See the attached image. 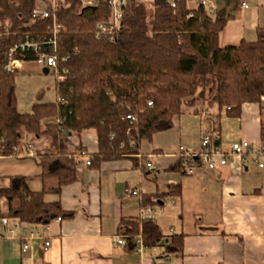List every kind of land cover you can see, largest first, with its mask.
Returning <instances> with one entry per match:
<instances>
[{
	"label": "trees",
	"instance_id": "16d2710c",
	"mask_svg": "<svg viewBox=\"0 0 264 264\" xmlns=\"http://www.w3.org/2000/svg\"><path fill=\"white\" fill-rule=\"evenodd\" d=\"M35 1L0 0V155L33 158L43 188L32 190L24 175L6 176L9 184L0 186V198H5L9 212L0 218L43 224L72 218V211L44 196L75 182L85 147L74 145L73 137L89 129L98 137L90 166L123 157L136 164L141 140L170 129L184 106L201 101L216 105L219 114L239 118L244 103L261 105L264 26L257 27L254 40L221 45L219 36L227 23L221 14L210 16L202 6L189 7L186 0L175 7L168 0H129L114 36L96 37L98 24L109 18L107 4L82 9L73 1L59 12L66 30L60 37L55 99L44 101L45 91H39L31 112L22 113L16 95L19 69L10 71L6 65L11 46L46 32L48 21L32 18ZM213 116L219 124L220 115ZM33 138H44L47 145L27 155ZM261 140L264 145V122ZM178 186L171 185L169 193L177 195ZM119 227L128 250L136 247L139 234L147 246L163 240L164 253L182 250L183 235H165L157 221L123 219Z\"/></svg>",
	"mask_w": 264,
	"mask_h": 264
},
{
	"label": "crops",
	"instance_id": "0c3cea01",
	"mask_svg": "<svg viewBox=\"0 0 264 264\" xmlns=\"http://www.w3.org/2000/svg\"><path fill=\"white\" fill-rule=\"evenodd\" d=\"M230 1L215 0L218 14L227 18L220 44L239 43L247 29L254 34L247 40H254L257 27L264 26V0H250L246 10L240 9L238 0L233 12L238 14L236 19L230 17ZM37 93L25 108L17 101L18 110L31 112ZM45 96L46 93L44 101L55 99ZM217 114L219 142L225 149L241 140L262 143L264 96L261 105L244 103L239 118L228 117L224 111L219 114L216 105L197 102L184 106L170 129L156 133L150 140H141L138 163L123 157L95 167L86 165L83 157L74 183L64 186L60 193L45 194V201H59L64 209L74 213L72 218H56L43 224L9 217L13 233L0 223V264H264V166L235 157L225 166L214 170L199 168L190 174L176 165V149H199L209 116ZM33 140L38 145L33 146L34 150L47 145L44 138ZM73 144L84 146L90 155L98 151V137L93 129L73 137ZM261 161L264 163V157ZM40 173L33 158L0 155V186L9 184L6 176L24 175L29 177L30 188L39 191L43 188ZM171 185H180L177 195L169 193ZM133 189H138V194H130ZM151 199L161 206L168 202L156 221L165 235L170 234L171 228L178 236L183 235L181 251L164 253V247L159 251L148 246L146 252H140L137 246L128 250L126 242L115 243L124 236L120 233L121 220L142 218L145 208L156 205ZM142 202L150 204L144 206ZM12 204L17 206L18 201ZM8 212L5 198H0V214ZM19 221L29 228L17 226L15 222ZM46 240L51 242L47 248ZM23 242L29 244L26 252L22 251Z\"/></svg>",
	"mask_w": 264,
	"mask_h": 264
},
{
	"label": "built area",
	"instance_id": "2783aa9c",
	"mask_svg": "<svg viewBox=\"0 0 264 264\" xmlns=\"http://www.w3.org/2000/svg\"><path fill=\"white\" fill-rule=\"evenodd\" d=\"M73 1H78L83 8L92 7L104 2L108 6L109 18L108 20L98 24V29L95 33L96 37L110 36L113 37L116 30L121 26L122 19L125 13V8L129 0H36L32 11V18L47 20L46 32L38 33L32 37H26L20 39L9 49V61L6 65L7 69L14 71L22 67L25 62H36L41 68L46 69L48 72L56 73L59 69V61L61 59L59 53L60 37L66 30V27L59 21V12L61 9L71 6ZM180 0H168L171 6L175 7ZM188 6L191 7V1L196 2V6H202L210 16H216L218 14V7L215 0H186ZM239 7L242 10L249 8L248 0H239ZM193 13L190 12L189 16ZM18 55L31 57V60H26L18 57ZM65 60V58H62ZM62 76H58V80H61ZM151 103V102H150ZM128 117H131L130 115ZM132 118V117H131ZM220 130L217 118L212 115L209 118L207 128L204 129L201 139L200 148L197 150H190L184 146H180L179 150L175 153L176 161L180 163L182 169L190 174L196 172L199 168L206 170H214L219 166L227 165L233 158L240 157L243 162H252L260 167L264 166L261 158L264 157V145H255L248 140H241L234 142L230 149H225L219 142ZM34 149L31 144L26 147L27 155H33ZM83 157H86V165H90L92 155L88 151L82 150L80 153ZM24 154H20L23 156ZM148 166L151 164L148 162ZM138 189L130 190L132 195L138 194ZM152 208L147 207L143 211L142 218L157 220V217L151 212ZM58 220H61L58 217ZM1 225L5 226L7 230L13 233V228L10 226L9 217L0 218ZM17 226H21L24 229H28L29 225L24 222H15ZM15 225V226H16ZM170 233H175L173 228L170 229ZM33 235V232H31ZM124 236H121L115 240L117 244H125ZM136 246L140 252H146L148 246L144 243L141 235L135 239ZM51 242L46 240L44 247L50 246ZM164 244L163 240L157 241V245ZM29 248L27 242H23L22 251L26 252ZM136 264H140L139 262Z\"/></svg>",
	"mask_w": 264,
	"mask_h": 264
},
{
	"label": "rangeland",
	"instance_id": "374dc122",
	"mask_svg": "<svg viewBox=\"0 0 264 264\" xmlns=\"http://www.w3.org/2000/svg\"><path fill=\"white\" fill-rule=\"evenodd\" d=\"M249 5H250V0ZM191 5L196 6V2L191 1ZM237 3L238 0H231L228 4V10H230L231 16L236 19L238 14L233 12L237 8ZM247 12V11H246ZM248 17V14H247ZM245 22L248 23V20L245 18ZM246 39H251L254 37L253 31L250 29H247V32L244 36ZM26 67L23 70L19 71V74L16 76V90H17V101L20 102L21 107H27V103L29 99H31L36 92L44 90L46 93V97L49 98H55V93H54V86L56 83V76L52 72H44V69L40 67V65L36 62H28L26 63ZM30 70V71H28ZM19 99V100H18ZM47 99V98H46ZM199 104H206L201 101H199ZM155 135V134H154ZM150 140V139H147ZM34 144V141H33ZM34 145H37L36 142ZM144 145L147 147L148 146V141L144 143ZM38 146V145H37ZM179 150L176 149V152ZM145 161V160H144ZM168 206V202H165L163 206L156 204L152 207L151 210H153V215L158 217L157 220L161 218V212L162 215L163 210H166V207ZM164 208V209H163ZM161 210V211H160ZM160 212V213H159ZM163 223V222H162ZM156 248L159 251H162L163 246L159 245H154L151 246L150 249ZM149 249V250H150Z\"/></svg>",
	"mask_w": 264,
	"mask_h": 264
},
{
	"label": "water",
	"instance_id": "95a60500",
	"mask_svg": "<svg viewBox=\"0 0 264 264\" xmlns=\"http://www.w3.org/2000/svg\"><path fill=\"white\" fill-rule=\"evenodd\" d=\"M45 72H48L46 69H44Z\"/></svg>",
	"mask_w": 264,
	"mask_h": 264
}]
</instances>
